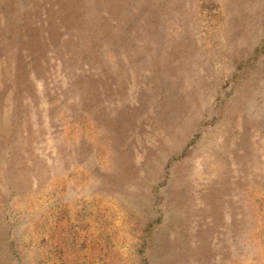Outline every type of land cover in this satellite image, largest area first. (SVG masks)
<instances>
[{"label":"rangeland","instance_id":"rangeland-1","mask_svg":"<svg viewBox=\"0 0 264 264\" xmlns=\"http://www.w3.org/2000/svg\"><path fill=\"white\" fill-rule=\"evenodd\" d=\"M0 264H264V0H0Z\"/></svg>","mask_w":264,"mask_h":264}]
</instances>
